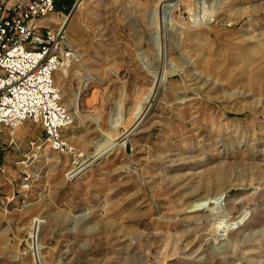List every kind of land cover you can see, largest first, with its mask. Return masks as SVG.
Wrapping results in <instances>:
<instances>
[{
	"label": "rangeland",
	"instance_id": "374dc122",
	"mask_svg": "<svg viewBox=\"0 0 264 264\" xmlns=\"http://www.w3.org/2000/svg\"><path fill=\"white\" fill-rule=\"evenodd\" d=\"M61 9L81 58L55 75L73 117L65 136L85 162L105 140L116 145L67 176L69 158L40 125L0 126V264H37L36 218L46 264H264V0ZM155 10L166 17L162 31L150 21ZM118 66L148 93L137 107L108 98L90 112L91 89ZM224 216L242 228L217 250L212 224Z\"/></svg>",
	"mask_w": 264,
	"mask_h": 264
},
{
	"label": "built area",
	"instance_id": "2783aa9c",
	"mask_svg": "<svg viewBox=\"0 0 264 264\" xmlns=\"http://www.w3.org/2000/svg\"><path fill=\"white\" fill-rule=\"evenodd\" d=\"M84 0H73L70 15ZM56 0H0V126L40 125L49 147L70 160L67 176L80 173L85 152L65 136L73 117L55 81L58 71L81 62Z\"/></svg>",
	"mask_w": 264,
	"mask_h": 264
},
{
	"label": "bare ground",
	"instance_id": "6f19581e",
	"mask_svg": "<svg viewBox=\"0 0 264 264\" xmlns=\"http://www.w3.org/2000/svg\"><path fill=\"white\" fill-rule=\"evenodd\" d=\"M82 6V5H81ZM80 6V7H81ZM80 7H78V8H80ZM165 15H164V13L163 12H160V11H158V10H155V11H153V12H151V14H150V17H151V20L150 21H153V22H151L156 28H158V29H156V30H159V31H162L165 27H166V21H165V18L166 17H164ZM213 16H214V12L213 11H210V12H208V13H206L205 15H204V18H203V21H208V22H210L211 20H212V18H213ZM203 17V16H202ZM168 18V17H167ZM158 20V22H156L157 20ZM68 21H69V18H68V20H67V23H66V25L68 24ZM150 23V24H151ZM197 23H199V24H201L202 22L200 21V22H197ZM196 23V24H197ZM152 24H151V26H152ZM153 26V27H154ZM156 35V34H155ZM153 38V37H152ZM157 38V37H156ZM155 38V39H156ZM159 38H160V36H159ZM154 39V38H153ZM159 43V42H158ZM160 47V46H159ZM158 47V48H159ZM160 49V48H159ZM161 51V50H160ZM115 113V112H114ZM116 141H115V139H112V138H110V139H107V140H105L104 142H102V143H100V144H98L97 146H96V148H95V154L91 157V161H94V160H96V159H98L99 157H101L102 155H104V154H106L107 152H109L111 149H113V147H115V145H116V143H115ZM91 161H86V164H85V166L83 167V169L82 170H84L87 166H89L91 163ZM81 173V172H80ZM198 200H200V199H198ZM216 206H217V204L216 203H211V204H209L208 206H206V207H202V206H200V205H194V207H193V209L192 210H194L193 212H195V213H199L200 211H202V210H204V208H208V209H211V210H213V209H215L216 208ZM248 215V214H247ZM198 216V215H197ZM196 216V217H197ZM225 217V216H224ZM212 218H214V219H217V218H219V216H217V215H214ZM227 217H225V218H220V220L219 221H217V222H215V223H213L212 225H213V229H215V231H216V234L214 235V237H213V241L211 242L212 243V245L215 247V246H217L216 247V249L218 248V249H223V248H226L227 247V243L228 242H232L233 241V239H232V233H233V231L234 230H236V229H238L239 227H241V225H242V221H237V222H233L232 220H230L229 218H227ZM34 220V219H33ZM35 222H36V224H35V229H34V231H33V233L30 235L33 239H34V243H33V245H34V249H36V251L34 252V254H33V256H34V260L36 261V263L37 264H46V260L45 261H43V259H42V257H41V253H40V250H41V234H40V231H41V227H42V223L44 222V220H41V219H35ZM242 228V227H241ZM220 240H223L224 242H218V241H220ZM32 243V242H31ZM233 244H234V241H233ZM209 245V244H208ZM207 247V246H206ZM233 247V246H232ZM235 247V246H234ZM202 249V248H201ZM215 249V250H216ZM217 249V250H218ZM204 250V249H203ZM216 250V251H217ZM220 251V250H219ZM202 252H204V251H202ZM199 253V252H198ZM223 255H226L225 253L223 254ZM247 262V261H246Z\"/></svg>",
	"mask_w": 264,
	"mask_h": 264
},
{
	"label": "crops",
	"instance_id": "0c3cea01",
	"mask_svg": "<svg viewBox=\"0 0 264 264\" xmlns=\"http://www.w3.org/2000/svg\"><path fill=\"white\" fill-rule=\"evenodd\" d=\"M107 69L102 71L101 88L91 89L89 96L85 99V104L89 111L94 112V107L99 108L100 105L101 109H103L108 98L118 99V105H125L126 107L128 104H132L137 107L139 101L148 93L145 90L146 88L144 87L142 90L136 89L135 91L130 85V76L123 77L119 66L118 69L113 68L111 71ZM80 150L83 151L84 149Z\"/></svg>",
	"mask_w": 264,
	"mask_h": 264
},
{
	"label": "trees",
	"instance_id": "16d2710c",
	"mask_svg": "<svg viewBox=\"0 0 264 264\" xmlns=\"http://www.w3.org/2000/svg\"><path fill=\"white\" fill-rule=\"evenodd\" d=\"M72 3H73V0H56V8L57 10L61 11V7L62 6H65L66 8H68V12L71 10V7H72Z\"/></svg>",
	"mask_w": 264,
	"mask_h": 264
},
{
	"label": "water",
	"instance_id": "95a60500",
	"mask_svg": "<svg viewBox=\"0 0 264 264\" xmlns=\"http://www.w3.org/2000/svg\"><path fill=\"white\" fill-rule=\"evenodd\" d=\"M155 86V85H154ZM145 120V117L143 118V119H141V120H138L135 124H134V126H133V128L131 129V130H127L126 131V133L124 134V136L121 138V140H126V139H128V137L134 132V131H136L139 127H140V125L142 124V122ZM134 130V131H133ZM133 131V132H132Z\"/></svg>",
	"mask_w": 264,
	"mask_h": 264
}]
</instances>
